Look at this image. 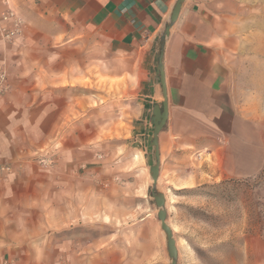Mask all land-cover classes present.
Segmentation results:
<instances>
[{"label": "crops", "instance_id": "crops-1", "mask_svg": "<svg viewBox=\"0 0 264 264\" xmlns=\"http://www.w3.org/2000/svg\"><path fill=\"white\" fill-rule=\"evenodd\" d=\"M8 1L24 28L0 40L8 84L0 162L10 166L0 176V264H169L146 193L152 110L163 101L158 40L176 0ZM89 32L112 51V74L126 84V129L117 137L98 134L92 85L79 95L77 67H63L58 55V41ZM163 69L158 190L254 174L264 129V0H184ZM41 155L52 163H38Z\"/></svg>", "mask_w": 264, "mask_h": 264}, {"label": "rangeland", "instance_id": "rangeland-1", "mask_svg": "<svg viewBox=\"0 0 264 264\" xmlns=\"http://www.w3.org/2000/svg\"><path fill=\"white\" fill-rule=\"evenodd\" d=\"M58 45L61 65L68 69L73 61L71 65L77 67L79 95L82 84L92 85L98 134L117 137L126 129L128 97L123 78L112 74L116 66L112 51L96 32L67 43L58 41ZM254 147L261 157L254 174L198 182L185 191H163L177 264H264V129ZM41 158L46 161L41 163ZM51 158L41 155L35 160L50 165ZM151 183L146 196L156 211Z\"/></svg>", "mask_w": 264, "mask_h": 264}, {"label": "water", "instance_id": "water-1", "mask_svg": "<svg viewBox=\"0 0 264 264\" xmlns=\"http://www.w3.org/2000/svg\"><path fill=\"white\" fill-rule=\"evenodd\" d=\"M184 0H176L171 14L169 16L168 22L162 31V34L158 40V61H157V72L160 77V82L162 86V96L163 101L161 106L155 105L152 110L151 123L153 124V133L151 145L154 149V164L150 166V177L152 179L150 194L154 199V203L157 207V218L160 221V228L164 234L166 250L168 257L170 259L169 264H177L178 251L176 247V240L173 231L166 221L167 211L165 208V195L163 192L159 191L157 188V180L159 174V151H158V133L165 124L167 119V93L165 87V77L163 69V56H164V45L165 39L169 34V30L173 23L176 21L181 5Z\"/></svg>", "mask_w": 264, "mask_h": 264}, {"label": "built area", "instance_id": "built-area-1", "mask_svg": "<svg viewBox=\"0 0 264 264\" xmlns=\"http://www.w3.org/2000/svg\"><path fill=\"white\" fill-rule=\"evenodd\" d=\"M0 1L4 5V9L0 12V40L9 43L22 34L24 20L20 12L8 0ZM7 87V71L4 67H0V94L4 93ZM45 161V158L40 159L41 163ZM9 171V164L0 162V176H5ZM2 264H11V262L6 261Z\"/></svg>", "mask_w": 264, "mask_h": 264}]
</instances>
